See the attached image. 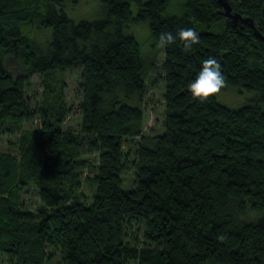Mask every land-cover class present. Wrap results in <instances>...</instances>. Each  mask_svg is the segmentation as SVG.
I'll return each mask as SVG.
<instances>
[{
    "label": "trees",
    "instance_id": "obj_1",
    "mask_svg": "<svg viewBox=\"0 0 264 264\" xmlns=\"http://www.w3.org/2000/svg\"><path fill=\"white\" fill-rule=\"evenodd\" d=\"M65 1L0 0V143L9 144L0 148V264H264V43L235 31L215 0H99L93 21L69 18ZM263 1L237 0L238 9L257 25ZM130 23H146L164 55L161 135L144 134L154 64L124 33ZM186 27L200 37L190 51L179 38L156 47ZM43 29L46 45L34 36ZM208 57L227 87L255 99L230 109L194 98L187 85ZM72 69H81L75 133L63 126L70 109L57 78ZM35 75L37 105L26 95ZM126 167L131 190L121 185ZM86 168L93 177H82Z\"/></svg>",
    "mask_w": 264,
    "mask_h": 264
},
{
    "label": "rangeland",
    "instance_id": "obj_2",
    "mask_svg": "<svg viewBox=\"0 0 264 264\" xmlns=\"http://www.w3.org/2000/svg\"><path fill=\"white\" fill-rule=\"evenodd\" d=\"M178 1H173L170 9V14H177ZM62 7H56L57 10L62 9L63 12L73 20H87L93 21L103 17V5L99 0H74L62 2ZM131 12L133 17L137 13V7L134 3L131 4ZM126 35L133 36L139 45L142 58L146 62H152L154 64V70L151 74L148 82V87L143 100L142 106L145 109L146 124L144 134L146 136L161 135L163 133V109L164 103L162 94L164 93V83L162 81L163 72L161 65L164 61L163 53H159L153 46L149 38V28L146 23H130L127 28L124 29ZM51 29H43L35 32V40L39 44L46 45L50 40ZM81 69H72L64 71L61 78L63 81V95L66 99L67 107L70 109L69 116L65 123L64 128L70 132H76L78 130V124L80 122L79 106L81 103V94L79 92L78 85L80 83ZM27 99L31 103L37 105L42 99L43 86L41 75H35L31 78L29 87L26 91ZM254 92H248L245 89L229 88L226 87L220 93L215 95L216 100L223 106L230 109H238L247 104L249 101L255 99ZM38 124L37 120H34L32 126ZM29 123L23 125V129H28ZM12 138V137H11ZM13 140V138H12ZM15 140V139H14ZM7 138H2L0 143L1 150H8L9 144H6ZM126 151V147L124 148ZM16 154V153H14ZM94 154H85L83 157L92 158ZM96 156V155H95ZM94 175L88 168L83 170L82 177L91 178ZM122 188L124 190H131L134 187V173L133 170L126 167L122 175ZM82 191L84 194H88V188L84 185ZM38 200L36 193H29L23 198V201L29 208H32ZM53 264H59V259L55 258Z\"/></svg>",
    "mask_w": 264,
    "mask_h": 264
},
{
    "label": "clouds",
    "instance_id": "obj_3",
    "mask_svg": "<svg viewBox=\"0 0 264 264\" xmlns=\"http://www.w3.org/2000/svg\"><path fill=\"white\" fill-rule=\"evenodd\" d=\"M184 42V51H190L191 46L200 42L199 33L194 28H181L176 34L164 32L159 36L156 47L165 49L175 43L176 39ZM188 91L194 98L202 101L211 96H215L227 87V80L222 74L221 64L214 57L203 60L202 69L199 71L194 81L187 85Z\"/></svg>",
    "mask_w": 264,
    "mask_h": 264
},
{
    "label": "water",
    "instance_id": "obj_4",
    "mask_svg": "<svg viewBox=\"0 0 264 264\" xmlns=\"http://www.w3.org/2000/svg\"><path fill=\"white\" fill-rule=\"evenodd\" d=\"M216 2L219 6V10H221L220 13H222L226 22H229L233 27H237L240 24H248L254 30L255 35L264 43V36H262V34L255 28L252 19L242 17L236 10L232 11L231 5L227 0H217Z\"/></svg>",
    "mask_w": 264,
    "mask_h": 264
},
{
    "label": "flooded vegetation",
    "instance_id": "obj_5",
    "mask_svg": "<svg viewBox=\"0 0 264 264\" xmlns=\"http://www.w3.org/2000/svg\"><path fill=\"white\" fill-rule=\"evenodd\" d=\"M217 0H215V3H216V7H217V11L219 13V15L221 17H223L224 21H225V18L224 16L222 15V13H220L221 10H219V6L216 2ZM229 2V4L231 5V8H232V11H237L238 14H240L242 17H247L245 15H242L241 12L239 11L238 9V3H237V0H227ZM263 8H264V1L262 2V5L260 7V14H259V17H258V21H257V25L256 23H254V26L255 28L262 34V36H264V14H263ZM247 18H250V17H247ZM251 19V18H250ZM226 22V21H225ZM229 24V22H227ZM230 25V24H229ZM231 26V25H230ZM233 29H235V31H245L247 29H249L250 31H252L253 35L259 39L255 33H254V30L248 25V24H240L238 25L237 27H233L231 26ZM245 34H248V32L245 31ZM260 40V39H259ZM261 41V40H260ZM262 42V41H261Z\"/></svg>",
    "mask_w": 264,
    "mask_h": 264
}]
</instances>
